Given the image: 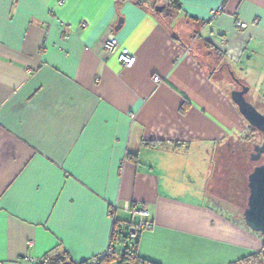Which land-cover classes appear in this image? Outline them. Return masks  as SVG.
Here are the masks:
<instances>
[{
    "label": "crops",
    "instance_id": "1",
    "mask_svg": "<svg viewBox=\"0 0 264 264\" xmlns=\"http://www.w3.org/2000/svg\"><path fill=\"white\" fill-rule=\"evenodd\" d=\"M174 1L0 0V264L53 248L88 259L133 205L151 223L136 251L160 264H226L261 249L262 235L206 190L217 147L248 123L197 50L264 99V0ZM108 31L131 66L102 54Z\"/></svg>",
    "mask_w": 264,
    "mask_h": 264
},
{
    "label": "rangeland",
    "instance_id": "2",
    "mask_svg": "<svg viewBox=\"0 0 264 264\" xmlns=\"http://www.w3.org/2000/svg\"><path fill=\"white\" fill-rule=\"evenodd\" d=\"M205 52L197 50L198 57L205 69L228 90L237 87L236 84L239 82L247 85L248 91L245 93V98L257 110L264 111V99L255 95L254 90L258 92V87H255L253 79H246L236 69L233 77L237 79V82L233 77L228 75L225 70V64L221 62V59L217 55H214L212 52ZM248 134L249 127H247L241 137ZM252 140L260 142L261 135L255 131ZM252 146L253 144H243L241 140L233 139L229 147L224 145L217 147L213 157L214 171L206 189L210 199L215 202L216 206L222 208L225 213H228L243 225L242 210L246 205L248 194L246 185L247 174L252 170L254 165L264 160V154L258 160L249 159V152L252 151ZM117 214L119 218L127 217V214L123 212H117ZM115 246L117 252L122 250L120 242ZM109 264H114V261Z\"/></svg>",
    "mask_w": 264,
    "mask_h": 264
},
{
    "label": "water",
    "instance_id": "3",
    "mask_svg": "<svg viewBox=\"0 0 264 264\" xmlns=\"http://www.w3.org/2000/svg\"><path fill=\"white\" fill-rule=\"evenodd\" d=\"M161 7L162 5L156 4L153 8L156 11H160ZM120 22L121 18L114 25L115 29L118 28ZM228 73L231 77L234 76L232 70L228 69ZM233 78L237 81L235 77ZM238 84L240 87L230 89L229 96L247 123L260 132V142L253 143L252 151L249 153L250 160H258L264 153V111L257 110L245 98L248 86L240 82ZM246 185L248 194L246 205L242 210L243 223L250 230L262 235L264 239V160L254 165L252 170L247 174Z\"/></svg>",
    "mask_w": 264,
    "mask_h": 264
},
{
    "label": "trees",
    "instance_id": "4",
    "mask_svg": "<svg viewBox=\"0 0 264 264\" xmlns=\"http://www.w3.org/2000/svg\"><path fill=\"white\" fill-rule=\"evenodd\" d=\"M165 10H166V5H162L159 13L164 12ZM228 75L230 76L229 73ZM248 127H249V134L245 135L244 137H240L237 140H241L243 144L249 143L250 145H252L254 143V141L252 140L253 133L256 131L260 134V132L257 131L254 127L250 126L249 124ZM230 143L231 140L228 141L226 140L225 143L222 145L229 147ZM135 208L137 207H134L133 205L132 209ZM128 222L129 221H125L123 223L121 220L117 218H113L110 240H109V244L112 247V250L104 254L102 257H98V254L92 256V257H97V262L95 264H109L113 261L114 264H160L158 262H155L153 260L138 255L136 251L137 236L135 237L130 236V232H129L130 226L128 225ZM119 242L122 245V250L120 252H117L115 245ZM35 264H89V258L76 263L70 259L66 251L57 252L55 251V248H53L52 250L43 254L40 258H37ZM226 264H264V239H263L262 247L258 252L244 255Z\"/></svg>",
    "mask_w": 264,
    "mask_h": 264
},
{
    "label": "built area",
    "instance_id": "5",
    "mask_svg": "<svg viewBox=\"0 0 264 264\" xmlns=\"http://www.w3.org/2000/svg\"><path fill=\"white\" fill-rule=\"evenodd\" d=\"M222 6L221 4L217 5L216 7H213L209 11L208 20L215 17V15L221 10ZM235 25H238L240 27L245 26L246 22L241 21L239 19H236L234 22ZM84 25V23H82ZM111 30V29H109ZM100 47L102 50V54L106 57L108 55L115 54L116 59L126 67H129L133 64L135 55L125 46H120L118 44V41L116 37L112 34V31H108L102 38ZM153 80L158 81L160 80V77L158 75H153ZM135 215L139 216V220L134 222L133 217ZM148 215V211L145 207H137L135 209H132L131 211V219L128 222V225L130 226V236L135 237L137 236L138 232L142 228L149 227L151 225L150 221L146 218ZM112 250V247L110 244L104 249L102 252L98 254V257H102L104 254L108 253ZM28 260L29 264H35L36 258H29L24 257ZM97 262V257H90L89 258V264H95Z\"/></svg>",
    "mask_w": 264,
    "mask_h": 264
},
{
    "label": "flooded vegetation",
    "instance_id": "6",
    "mask_svg": "<svg viewBox=\"0 0 264 264\" xmlns=\"http://www.w3.org/2000/svg\"><path fill=\"white\" fill-rule=\"evenodd\" d=\"M236 86H237V87H234V88H239V87H240L239 84H236ZM254 143H255V142H254ZM249 153H250V152H249ZM263 154H264V153H263Z\"/></svg>",
    "mask_w": 264,
    "mask_h": 264
}]
</instances>
